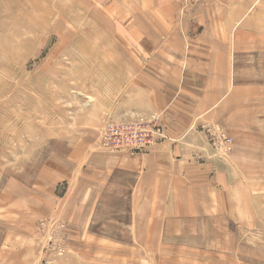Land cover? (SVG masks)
I'll list each match as a JSON object with an SVG mask.
<instances>
[{"label":"rangeland","instance_id":"1","mask_svg":"<svg viewBox=\"0 0 264 264\" xmlns=\"http://www.w3.org/2000/svg\"><path fill=\"white\" fill-rule=\"evenodd\" d=\"M175 7L0 0V264H264V0ZM205 31L228 39L215 48H229L231 59L232 88L215 106L212 136L230 138L221 148L232 151L235 174L217 204L182 221H148L118 213L128 207L111 192L95 205L94 193L85 215H70L78 198L62 176L89 162V144L98 137L99 149L136 154L102 145L103 127L126 120L114 116L126 98L120 72L133 59L143 65L140 55L166 38Z\"/></svg>","mask_w":264,"mask_h":264},{"label":"crops","instance_id":"2","mask_svg":"<svg viewBox=\"0 0 264 264\" xmlns=\"http://www.w3.org/2000/svg\"><path fill=\"white\" fill-rule=\"evenodd\" d=\"M175 3L143 0L145 7L153 9H176ZM226 9L235 8L229 4ZM206 34L188 41L166 38L163 49L140 55L143 65L137 68L133 59L120 72L118 89L126 98L114 116H155L165 138L145 152L129 155L99 149L97 137L86 148L89 162L62 176L66 193L78 198L69 205L70 215L77 214L78 220L85 215L94 193L95 205L111 192L126 201L128 208L118 213L148 221H182L183 214L217 204V194L228 189L235 174L229 168L232 151L223 152L221 138L212 136L218 130L215 106L232 88L231 59L226 54L229 48H215L216 43L229 46L228 39L215 40Z\"/></svg>","mask_w":264,"mask_h":264},{"label":"built area","instance_id":"3","mask_svg":"<svg viewBox=\"0 0 264 264\" xmlns=\"http://www.w3.org/2000/svg\"><path fill=\"white\" fill-rule=\"evenodd\" d=\"M165 135L155 116H135L131 119L110 121L102 132V145L109 149L141 153L155 145ZM228 137L224 144H230Z\"/></svg>","mask_w":264,"mask_h":264},{"label":"bare ground","instance_id":"4","mask_svg":"<svg viewBox=\"0 0 264 264\" xmlns=\"http://www.w3.org/2000/svg\"><path fill=\"white\" fill-rule=\"evenodd\" d=\"M95 18V17H94ZM105 28V27H104ZM86 35H88L87 33H86ZM253 40H254V38L253 37H251ZM263 76V75H262ZM263 81V80H262Z\"/></svg>","mask_w":264,"mask_h":264}]
</instances>
